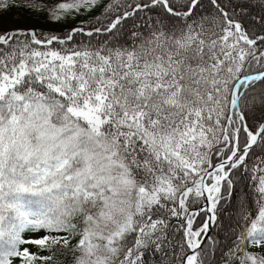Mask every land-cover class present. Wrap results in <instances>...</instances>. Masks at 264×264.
Masks as SVG:
<instances>
[{"label": "snow or ice", "instance_id": "snow-or-ice-1", "mask_svg": "<svg viewBox=\"0 0 264 264\" xmlns=\"http://www.w3.org/2000/svg\"><path fill=\"white\" fill-rule=\"evenodd\" d=\"M18 3L99 14L0 25V264H264V0Z\"/></svg>", "mask_w": 264, "mask_h": 264}, {"label": "trees", "instance_id": "trees-1", "mask_svg": "<svg viewBox=\"0 0 264 264\" xmlns=\"http://www.w3.org/2000/svg\"><path fill=\"white\" fill-rule=\"evenodd\" d=\"M28 0H24V3H27ZM49 3L52 0H48ZM99 14L97 12L88 15H81L80 19L72 20L69 16L60 20L54 21L49 18V16L39 10L33 9L30 10L26 7L19 6V3L16 7L11 8L8 11L0 13L4 17L10 18L11 22L14 25V29H32L38 32H43L45 34L51 33L55 35H63L71 31L75 26H81L82 23H92L94 22V17ZM78 39H86L84 37H79ZM236 185L233 192V196L228 204L225 205V215L224 218L227 219L230 216H235L236 213L234 209L239 205L240 200L244 197L245 189L247 187L248 193L252 192L250 183L247 180V174L241 173L235 177ZM254 206V205H253ZM232 209L233 211H228ZM219 231V230H217ZM62 264V261H61Z\"/></svg>", "mask_w": 264, "mask_h": 264}, {"label": "rangeland", "instance_id": "rangeland-1", "mask_svg": "<svg viewBox=\"0 0 264 264\" xmlns=\"http://www.w3.org/2000/svg\"><path fill=\"white\" fill-rule=\"evenodd\" d=\"M72 20H76V19H80L81 15H70L69 16ZM0 25L3 26V28L5 29H14V25L11 22L10 18H8L7 16L4 17L2 15H0ZM75 27H79V26H75ZM35 250V249H33Z\"/></svg>", "mask_w": 264, "mask_h": 264}]
</instances>
